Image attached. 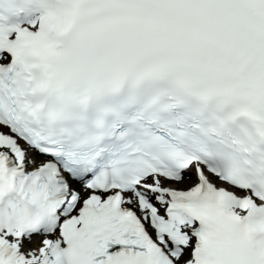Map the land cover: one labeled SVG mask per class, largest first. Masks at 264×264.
<instances>
[{"label":"snow or ice","instance_id":"1","mask_svg":"<svg viewBox=\"0 0 264 264\" xmlns=\"http://www.w3.org/2000/svg\"><path fill=\"white\" fill-rule=\"evenodd\" d=\"M0 264H264V0H0Z\"/></svg>","mask_w":264,"mask_h":264}]
</instances>
